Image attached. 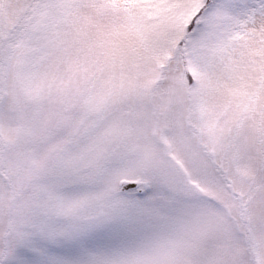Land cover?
<instances>
[{
	"label": "snow or ice",
	"instance_id": "obj_1",
	"mask_svg": "<svg viewBox=\"0 0 264 264\" xmlns=\"http://www.w3.org/2000/svg\"><path fill=\"white\" fill-rule=\"evenodd\" d=\"M0 264H264V0H0Z\"/></svg>",
	"mask_w": 264,
	"mask_h": 264
}]
</instances>
